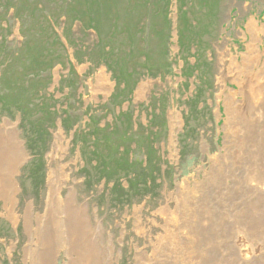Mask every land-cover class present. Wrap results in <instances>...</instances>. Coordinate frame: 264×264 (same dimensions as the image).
I'll return each mask as SVG.
<instances>
[{"label": "rangeland", "instance_id": "obj_1", "mask_svg": "<svg viewBox=\"0 0 264 264\" xmlns=\"http://www.w3.org/2000/svg\"><path fill=\"white\" fill-rule=\"evenodd\" d=\"M146 1L114 0L112 15L101 6L93 29L72 9L84 12L80 0H0V51L16 58L41 48L43 72L30 77L39 97L49 98L35 110L46 129L36 152L26 145L21 115L0 108L2 135L25 152L16 173L0 168V264H264V89L255 104L233 81L246 76L229 69L231 57L242 63L255 47L262 70L264 0ZM167 4L168 19L157 13ZM109 53L116 64L106 63ZM146 54L158 71L144 68ZM13 60L12 75L0 60L1 92L23 70ZM125 61L142 73L130 94L121 91ZM114 93L123 96L116 105ZM229 118L238 141L227 151ZM131 132L149 138L131 143ZM96 137L131 158L129 171H145L148 191L130 190L132 173L106 177L97 169ZM76 210L91 227L82 244L91 259L83 263L68 250L71 230L79 240Z\"/></svg>", "mask_w": 264, "mask_h": 264}, {"label": "trees", "instance_id": "obj_2", "mask_svg": "<svg viewBox=\"0 0 264 264\" xmlns=\"http://www.w3.org/2000/svg\"><path fill=\"white\" fill-rule=\"evenodd\" d=\"M112 1H114V0H102V1L101 0H80V3L83 4L84 12L82 10H78L76 8H72V9L74 12H76V14H77L76 17L81 18V16L83 17L86 15V16H88L89 20L92 19L90 27L95 29L97 26V21L95 19H98L97 14L103 12L102 9H100L101 6H105L103 9L105 10L106 15H109V14L112 15L113 14L110 11V9H111L110 5H113ZM150 2H151V0L146 1L147 4H149ZM155 2L159 3V0H156ZM75 3H77V1ZM149 6H150V4L148 5V7ZM158 8H159V11H157V13H160L161 15H164V14L166 15V11L169 9V5L167 4L166 7H164V6L161 7L159 5ZM184 8L182 6V12H184V14H187L188 10L184 9ZM166 19H168L167 15H166ZM167 22H168V20H166V23ZM128 30H130V28ZM112 51L115 53H118L117 48H114V50H112ZM40 52H42L41 48H37L36 51L34 48H25L24 53L18 52V55L15 58L14 56L7 57L8 56L7 52L2 53L0 51V60L2 61L3 65H4V69L8 72L7 75L8 74L12 75L13 69L11 67L9 68V65L11 64V62L14 61L13 59H15L17 61L16 65L19 66V68H23V70L21 71V73H19L17 78L16 77L11 78V76H10L9 81L7 82V83H10V85L3 86L2 92L0 91V108L2 107V111L6 112V114H8L10 116L17 115V114L21 115L22 128H23L24 132H27L25 134L26 145H27L28 149H30L32 152L33 151L36 152V149L38 147L37 137L39 135L43 136V133L46 131V129H44V126L42 128L37 126L38 120H36V119L39 117V115H36L37 113H35V110H37V112L41 111L40 108H43V110H45L44 105L40 106V104L46 103L49 100V98H47L45 96V94H42L39 97L38 89H36L34 87L35 83H37L38 81L36 80L34 83V81L32 80V77H30L33 75V76H37V78H39L41 76V73L43 72V70H41L40 67L38 66V63H40V58H39ZM109 55H110V53H109ZM145 56H146V59L144 60L145 63L151 62V64H149L147 66L145 65L144 68H146L148 70V72H150V73L154 70H157V69H155L156 68L155 62L152 61L153 57L151 55H148V54H146ZM111 57L115 61V64L117 63L116 58H114V56L110 55L109 57L106 58L107 59L106 63L109 66H110L109 60L111 59ZM134 58H135V56H134ZM5 64H7V65H5ZM168 64H169V62L167 60V64H166L167 68H169ZM123 68L126 69V74L124 76V73L121 72V76H122V79L124 80V82L126 83V86L121 91H126L129 89V85H131L132 81L135 83V81H137V79H139L141 77L142 73H137L136 71L130 70V67L126 66V61L124 62ZM39 70H41V71H39ZM37 71H39V72H37ZM30 74H32V75H30ZM74 74H76V73L74 72ZM117 77H119V76H117ZM72 78L76 79L78 82V79L73 74H72ZM115 79H116V77H115ZM116 81H117V79H116ZM31 87H32V89H31ZM131 91H132V88L129 89L128 93L130 94ZM117 93H114V95H113L114 99H113L112 104H114V105H116L115 103L118 100L123 99L122 94L117 95ZM35 95H37L39 98H37ZM46 107H47V114L44 113V117H50L51 118V116L54 115L55 113L52 112L48 108L47 104H46ZM126 113H128V111ZM40 114H42V112ZM126 115H128L130 117L129 114H126ZM160 119H163V118L160 117ZM42 121H44V120H42ZM123 122H124L123 124H125V126H127L125 121H123ZM118 123L120 125L119 127H122V121L121 122L119 121ZM35 124L37 127L35 126ZM134 124H135V121L132 122V118H131V125H134ZM26 125L28 126V128ZM40 125H43V123H40ZM126 131H128L127 128H126ZM92 133H93V135H94V133H96V135H98L97 133H99V132H96V128H95L94 132H92ZM137 133H135V132L129 133V134H132V137H129V139H128L129 142L132 143V141H134L133 139L135 137H138V138L140 137L139 138L140 140H143V139L148 140V138H149L148 135H146V134L145 135L144 134L143 135L142 134L135 135ZM110 142H111L110 138L104 137V139L102 140V139H98V137H96V140L93 143V149L94 150H92V155L94 157H91V158L96 160L97 169H99V171L102 172V174H105L106 177H111V176L115 177L118 173H122V172L126 173L127 175H130L133 172V171H129V168L131 165V158L127 155H123L122 151L120 152L118 150V147H117L118 145L114 144V141H112V144H110ZM103 143L105 145H103ZM120 147H121V145H120ZM144 152H145V150H144ZM33 165H35L34 162H32L31 166H33ZM39 167L40 166L36 165L35 169H34V167H32V169H30V176L32 178L34 177L36 179L38 173H39L38 176L40 178L41 169H39ZM128 171L130 173H128ZM145 183H146L145 171H144V174H143V172L141 173V172L137 171L135 173H132L131 179L129 181V188L131 191H138V190H140L139 186L141 185L143 187L142 188L143 191H148V190H145L146 189ZM124 189H125V187L123 185H121L116 190L118 192H120Z\"/></svg>", "mask_w": 264, "mask_h": 264}, {"label": "bare ground", "instance_id": "obj_3", "mask_svg": "<svg viewBox=\"0 0 264 264\" xmlns=\"http://www.w3.org/2000/svg\"><path fill=\"white\" fill-rule=\"evenodd\" d=\"M257 58H258V53H257V50L255 49V47H251L249 48L248 50V53L246 54L245 58H243V62L240 63L238 61V58L237 57H231V64L229 66V69L232 70V73H234L235 70H237L238 74H244L246 76V78L244 80L242 79H239L237 80V78L235 77L233 79V81H235L238 86H239V90L241 92V95H249L250 97H252V99H254V103L256 104L257 101L256 99H258V97L260 96V94L258 95L257 93V90L259 89H264V82H260L259 79H262V81H264V66L262 67V70L260 69L259 71H257L256 67H259L258 65V62H257ZM259 75H261L262 77L260 78ZM259 78V79H258ZM260 91V90H259ZM260 93V92H259ZM230 100V99H229ZM251 102V101H250ZM231 105L232 106H235L236 105V101L231 99L230 101ZM231 106V107H232ZM233 108V107H232ZM238 109V108H237ZM230 115V114H229ZM239 117V116H238ZM231 120V118H229V121ZM234 120V119H233ZM230 124H234L233 122H229V124H227L224 128L225 132H226V138H225V142H224V146H228L227 148V151L230 149L229 147H234V145L236 144V141L238 140H235L236 137V131L237 130V127H234L233 125H230ZM10 133V131H7ZM13 133V132H12ZM0 134H1V137H0V168L2 167L3 169H6V170H9V171H12V173H16L18 168H19V165L21 164L22 160L24 159L25 157V152L23 151V149H19L17 148L11 138H10V135L7 133V135H2V131L0 130ZM6 141V142H4ZM6 145V146H5ZM226 149V148H224ZM234 152V151H233ZM5 170V171H6ZM3 172V171H2ZM13 173V174H14ZM11 174V175H13ZM55 175L57 173H54ZM61 174L64 175V172H62ZM62 175V176H63ZM8 177H12V176H8ZM56 177H52V179H55ZM0 187L1 185L3 186L6 182H3V179L2 177L0 178ZM13 186V185H12ZM59 194V193H58ZM58 196V195H57ZM54 197V195H53ZM52 197V198H53ZM69 199L72 200L73 204L74 205H78L77 202H76V198L74 197V195L70 194ZM63 199V198H62ZM60 200V199H59ZM70 200V201H71ZM188 200V199H187ZM58 201V200H57ZM65 201V200H64ZM71 202V203H72ZM59 203V202H58ZM49 207V206H48ZM53 208V207H52ZM192 208V207H191ZM50 209V208H49ZM65 210V209H64ZM63 210V211H64ZM196 210V209H195ZM71 210H69L70 212ZM72 212V211H71ZM83 212L85 213V210H83ZM181 212V211H180ZM192 212V211H191ZM56 213V212H55ZM76 214V222H75V225H74V229L77 230V232L79 233V240L76 239V236L74 235L73 231L71 230V233L69 235L70 237V246L68 247L69 251H72V252H75L77 255L79 254V258H81L82 260V263L84 261H88L91 259V257H89V254H87L86 252H82L83 250V247H82V244H83V241H84V237H85V233L87 232V229L85 228L86 226L88 227L89 226V219H88V216L87 214H85V217H87V221L86 224L80 220V215H78L79 213L77 212V210L74 212ZM72 214V213H70ZM68 214V215H70ZM188 214V213H187ZM186 214V215H187ZM62 215V214H61ZM180 215V214H179ZM60 216V215H59ZM184 216V215H183ZM192 214L190 213L189 217H191ZM64 217V215H63ZM62 217V219H63ZM73 218V216H72ZM195 218V217H194ZM181 219V218H180ZM190 220V219H189ZM64 221V220H63ZM183 221V220H182ZM185 221V220H184ZM65 222V221H64ZM101 224V223H100ZM185 224V223H184ZM67 227H68V230L72 228V223H69L67 221ZM90 227V226H89ZM102 226L101 225H98L97 228H96V232H97V237H100L102 238V233H103V230L101 228ZM91 228V227H90ZM170 229V228H169ZM74 230V231H75ZM90 236L92 237V235L90 234ZM51 237V236H50ZM88 237V236H87ZM49 239V238H48ZM76 241L78 242L77 246L75 245H72V243ZM185 241V240H184ZM87 242H94L93 239H89L87 240ZM184 243V242H183ZM189 244V243H188ZM86 247V246H85ZM193 247V246H192ZM109 250L111 249V247L109 246L108 247ZM180 248V247H179ZM87 249V248H86ZM173 249V248H172ZM192 250V249H191ZM188 251V250H187ZM177 252V251H176ZM179 252V251H178ZM181 252V251H180ZM189 252H192V251H189ZM236 252V251H235ZM246 252V251H245ZM96 253V252H95ZM167 253V252H165ZM171 254V253H170ZM193 254V253H192ZM237 254V253H236ZM69 255L71 256V253H69ZM81 255V256H80ZM160 255V254H159ZM168 255V254H167ZM177 256V255H175ZM161 257V256H160ZM168 257V256H167ZM191 257V256H190ZM72 258V257H71ZM78 258V259H79ZM143 258V257H142ZM173 258V257H172ZM193 258V257H192ZM157 259V258H156ZM159 259V257H158ZM172 261V260H171ZM93 262H96V261H93ZM178 262V261H177ZM105 263V262H104ZM144 263V262H142ZM146 263V262H145ZM161 263V262H160ZM185 263V261H184ZM74 264V263H72ZM76 264V263H75ZM93 264H96V263H93ZM103 264V263H101ZM187 264H192V262H187Z\"/></svg>", "mask_w": 264, "mask_h": 264}]
</instances>
